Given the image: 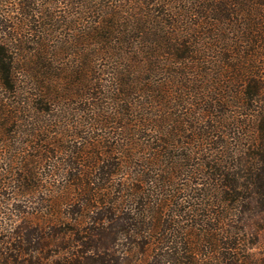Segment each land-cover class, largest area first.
I'll use <instances>...</instances> for the list:
<instances>
[{"label": "trees", "instance_id": "obj_1", "mask_svg": "<svg viewBox=\"0 0 264 264\" xmlns=\"http://www.w3.org/2000/svg\"><path fill=\"white\" fill-rule=\"evenodd\" d=\"M0 264H264V0H0Z\"/></svg>", "mask_w": 264, "mask_h": 264}, {"label": "rangeland", "instance_id": "obj_2", "mask_svg": "<svg viewBox=\"0 0 264 264\" xmlns=\"http://www.w3.org/2000/svg\"><path fill=\"white\" fill-rule=\"evenodd\" d=\"M13 207H15V206H13Z\"/></svg>", "mask_w": 264, "mask_h": 264}]
</instances>
